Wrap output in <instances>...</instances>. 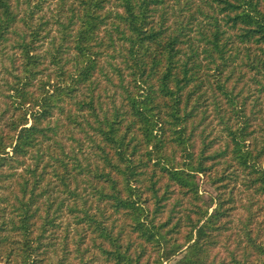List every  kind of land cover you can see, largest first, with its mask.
<instances>
[{
  "label": "trees",
  "instance_id": "obj_1",
  "mask_svg": "<svg viewBox=\"0 0 264 264\" xmlns=\"http://www.w3.org/2000/svg\"><path fill=\"white\" fill-rule=\"evenodd\" d=\"M18 2L0 264H264V0Z\"/></svg>",
  "mask_w": 264,
  "mask_h": 264
},
{
  "label": "rangeland",
  "instance_id": "obj_2",
  "mask_svg": "<svg viewBox=\"0 0 264 264\" xmlns=\"http://www.w3.org/2000/svg\"><path fill=\"white\" fill-rule=\"evenodd\" d=\"M21 2H22V0H19V2H18L19 3V7H18L19 8V16L23 15V10H21V9L24 8V5ZM44 8H45L44 11L46 13V18L50 19V16L54 13V12H52L53 11L52 10L53 9L52 3L51 4L46 3ZM10 47H11V45L7 44L6 50L7 49L10 50L11 49ZM201 191H203L205 198H208L210 195L213 194V189L208 184L202 185Z\"/></svg>",
  "mask_w": 264,
  "mask_h": 264
}]
</instances>
